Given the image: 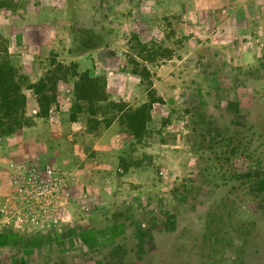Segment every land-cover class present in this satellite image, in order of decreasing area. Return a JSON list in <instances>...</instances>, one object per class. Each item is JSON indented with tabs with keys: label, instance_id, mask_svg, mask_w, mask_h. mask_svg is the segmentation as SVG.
<instances>
[{
	"label": "rangeland",
	"instance_id": "rangeland-1",
	"mask_svg": "<svg viewBox=\"0 0 264 264\" xmlns=\"http://www.w3.org/2000/svg\"><path fill=\"white\" fill-rule=\"evenodd\" d=\"M0 1L5 8L20 9L27 23L23 31L30 25L44 35L27 30L23 43L19 39L10 47L14 38L8 39L9 29L0 25V62H9L32 82L54 58L75 62L78 72L87 70L104 81L112 101L136 108L147 100L149 89L163 99L153 106L139 141L117 121L93 128L85 112L74 123L34 121L12 134L24 130L25 137L38 141L43 155L38 159L9 152L8 140L0 137V264H57L62 255L63 264L229 263L226 250L200 248L210 188L204 186L178 204L170 190L181 179H198L207 157L197 148L200 134L215 141L221 127L246 129L258 113L264 119V69L259 67L264 64V0H35L33 7L27 0ZM229 16L230 24L225 22ZM73 26L103 35L108 47L72 58L67 50ZM163 49L168 51L165 58L160 56ZM133 69L149 73L148 79ZM248 69L259 70L253 73L258 78H251ZM71 83L69 78L59 81L52 112L70 113ZM28 97V111L35 114V97ZM107 131L115 141L108 142ZM103 136V144L94 148L96 138ZM49 139L55 141L50 146ZM112 146L120 156L108 157ZM45 147L57 152L48 155ZM73 150L76 157L69 161ZM97 150L105 168L95 166ZM26 161L52 165L69 178L68 218L56 228H20L2 217L13 196L9 173ZM83 161L92 166L86 173L80 172ZM235 167L244 169L246 160L238 158ZM263 188V180L248 184L251 195ZM225 194H214L215 200ZM117 205L128 210L120 224L110 220ZM246 210L256 216L259 206L244 207L239 214ZM240 264H261L251 243Z\"/></svg>",
	"mask_w": 264,
	"mask_h": 264
},
{
	"label": "trees",
	"instance_id": "trees-1",
	"mask_svg": "<svg viewBox=\"0 0 264 264\" xmlns=\"http://www.w3.org/2000/svg\"><path fill=\"white\" fill-rule=\"evenodd\" d=\"M5 6L8 5L0 1V8ZM70 33L71 46L67 54L72 58H80L108 47L103 35L86 33L76 26L71 27ZM161 53L160 56L165 58L168 51L163 49ZM48 66L49 69L45 68L41 77L32 82L27 76L19 74L9 62H0V137H8L21 128L31 127L36 117H47L55 102L59 81L67 82L68 78L72 79L71 92L74 98L69 113L70 122H76L77 116L83 112L89 116L87 122L93 123V128L101 123L107 128L117 121L121 130L136 141L146 133L153 106L163 104V99L157 97L153 89H149L147 100L131 108L123 101L110 100L105 82L91 77L87 70L78 72L75 62L65 63L53 58ZM259 67L264 69V64H259ZM250 70V77L257 79L253 73L259 70ZM132 73L139 75L142 80L149 77V73L143 76L136 69ZM29 94L35 97V114L27 108ZM259 121H264L261 113L250 117L246 129L229 131L221 127L220 137L215 141L200 134L197 148L203 150L207 157L199 169L198 179H181L170 190L173 202L178 204L187 202L202 187L210 188L200 248L226 250L229 263L225 264H240L241 253L248 243H251L261 264H264V188L259 195H251L248 191L249 183L264 181V123ZM257 127L259 132H255ZM238 158L246 160V167L242 170L235 167ZM220 191H226V194L216 201L214 194ZM251 205L259 206L256 216L249 215L247 210L244 215L239 214L242 208ZM127 213V208L117 205L110 220L116 224L123 223ZM64 257H57L56 263L63 264ZM212 264L222 263L214 260Z\"/></svg>",
	"mask_w": 264,
	"mask_h": 264
},
{
	"label": "built area",
	"instance_id": "built-area-1",
	"mask_svg": "<svg viewBox=\"0 0 264 264\" xmlns=\"http://www.w3.org/2000/svg\"><path fill=\"white\" fill-rule=\"evenodd\" d=\"M10 205L2 210L6 223L40 230L56 228L68 218L70 181L52 165L26 161L12 168Z\"/></svg>",
	"mask_w": 264,
	"mask_h": 264
},
{
	"label": "crops",
	"instance_id": "crops-1",
	"mask_svg": "<svg viewBox=\"0 0 264 264\" xmlns=\"http://www.w3.org/2000/svg\"><path fill=\"white\" fill-rule=\"evenodd\" d=\"M17 1V0H16ZM34 2L35 0H32L31 2H29V6L33 7L34 6ZM229 12H231L232 8L229 7ZM45 10V9H43ZM19 11L20 9H18V7H15V8H0V25L2 26H5L8 30V34L6 36L8 37V39L10 38H14V42H12V44H10V47L11 45L12 46H15L17 44V40H21V42L23 43L22 39H26V34H27V30H31L32 32L34 31V33L36 35H39V37L41 38H44V35L41 33V28L39 27H32V26H28L27 27V30L23 31L22 29H24L23 25L24 23H26L22 16H20L19 14ZM27 11V9H23L21 10V12H25ZM47 11H53V9H49ZM56 11V9L54 10V12ZM28 14H31L30 12V9L28 11ZM232 19V16H229V18L227 20H225V22H228V24L232 23L231 21ZM27 24V23H26ZM11 30V32H10ZM31 31H29V35H31ZM10 32V34H9ZM53 37V36H52ZM54 39V37H53ZM51 42H54L53 40ZM29 101H30V97H28ZM35 108L31 107L32 108V112L35 113L36 111V103L34 104ZM34 121H69V113H66V112H62V111H50L49 112V115L45 118H34ZM112 125V124H111ZM110 127V126H109ZM22 131L24 130H21V132H19V134H16V135H11V137H5L4 140H8V143L9 145L7 146V150H9V152H17L19 157L21 158H24L25 160L26 159H38L39 157H42L43 155L41 154V149L39 146L40 143H38V141H36L35 139H29L27 137L24 136V133H22ZM108 132L107 131L105 133V136L106 138L109 140L108 142H112V141H115L116 137L114 138H110L109 135H108ZM108 136V137H107ZM112 136V135H111ZM119 137V136H117ZM112 140V141H111ZM50 141H52L53 143L55 142L54 139H49V146H50ZM103 141H104V136L103 137H98L96 138V141H94V148H98V146H100V144H103ZM121 143V142H120ZM113 147V146H112ZM45 149H47L49 152H48V155H54V153H56L57 151H55V148L51 149V147H45ZM113 148L109 149V151L107 152L108 154V157L109 156H120V155H116L114 153L115 150H113ZM98 150H97V157L95 158V161L98 163V165H95V166H98L97 168H102V164L100 163V160L98 159ZM2 152H0L1 154ZM56 156V155H55ZM107 156V155H106ZM73 157H76V153H75V150L71 151V153L69 154V157H68V160L69 161H72ZM79 167H82L83 170H81L80 172H83V173H86L89 169L92 168L91 166V163H88V162H84L83 161V165L79 166ZM103 168H105L103 166ZM76 170V169H75ZM94 173H96L94 171ZM80 185V183H79Z\"/></svg>",
	"mask_w": 264,
	"mask_h": 264
}]
</instances>
